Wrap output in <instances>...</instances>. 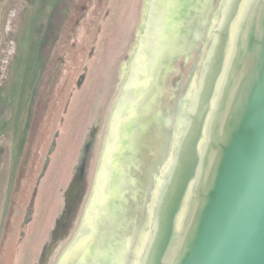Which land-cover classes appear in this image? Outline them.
Returning a JSON list of instances; mask_svg holds the SVG:
<instances>
[{"label":"water","instance_id":"obj_1","mask_svg":"<svg viewBox=\"0 0 264 264\" xmlns=\"http://www.w3.org/2000/svg\"><path fill=\"white\" fill-rule=\"evenodd\" d=\"M213 1H43L0 264H133L146 234V264H264V0H220L204 36Z\"/></svg>","mask_w":264,"mask_h":264},{"label":"rangeland","instance_id":"obj_2","mask_svg":"<svg viewBox=\"0 0 264 264\" xmlns=\"http://www.w3.org/2000/svg\"><path fill=\"white\" fill-rule=\"evenodd\" d=\"M44 0H0V236Z\"/></svg>","mask_w":264,"mask_h":264},{"label":"trees","instance_id":"obj_3","mask_svg":"<svg viewBox=\"0 0 264 264\" xmlns=\"http://www.w3.org/2000/svg\"><path fill=\"white\" fill-rule=\"evenodd\" d=\"M219 3H220V0H214L213 1V11H212L211 16L208 17L209 20L207 22V25L205 26V34H204V36H206V34H207V30H208V27H209V22L214 18L215 14H216V11H217V8L219 6ZM203 47H204V43L201 41V46L199 47V49L195 50V51H197V54H196V57H195V60H194V64L191 67L187 82L184 83L183 90H182L181 94L178 96V98L176 100L172 101V104H170L169 106L166 107L167 109L166 108H160L161 111L165 112V109H166L168 111V113H169V111L176 112L179 109V107L181 106L182 98L186 95L187 89H188V87H189V85H190V83L192 81V78L194 76L197 64H198V62L200 60V55H201V52L203 50ZM127 65L124 67L122 81L124 80V77H125ZM165 75L166 74H165V69H164L162 71V73H161V78H163ZM161 99H163L162 96H161ZM158 132L161 134L163 132V129L159 128ZM167 155L168 154L166 153V150L163 151L159 146L153 145L151 147V151L150 152H148V153L144 152V157L146 158V164L141 163L138 169H134L133 170V172L135 173V176L138 179L139 178L142 179V177L146 173V165H148L149 168H151V172L147 176V181H149L151 183L150 187H149V192L146 195V199L143 200L142 203H146L147 204L148 201L150 200V194H151V191H152V189L154 187V184H155V175L157 174L159 166L166 159ZM129 193L130 192H128V194ZM145 218H146V210L142 209V210H140V214H139V223H140V225L138 226V229H141L143 227L144 222H145Z\"/></svg>","mask_w":264,"mask_h":264},{"label":"flooded vegetation","instance_id":"obj_4","mask_svg":"<svg viewBox=\"0 0 264 264\" xmlns=\"http://www.w3.org/2000/svg\"><path fill=\"white\" fill-rule=\"evenodd\" d=\"M175 60H173V62H174ZM171 67H172V65H171ZM168 69L169 68H165V74H167L168 73ZM163 70H164V68H163ZM162 70V71H163ZM162 73V72H161ZM161 73H160V75H159V78H158V80H159V83H160V94L159 95H161L162 96V98H163V90H164V83H165V80H166V75L163 77V78H161ZM125 78V77H124ZM124 81V80H123ZM121 88V87H120ZM159 95H158V97H159ZM160 99V103H161V107L159 106V102L158 101H156V104H155V106H156V108H158V109H160V108H163V106H164V102H165V99L163 98V99H161V97H159ZM112 112V111H111ZM163 114H172V113H166V112H164V111H161ZM173 114H175V112H173ZM111 115V114H110ZM110 118V117H109ZM108 123H109V121H108ZM108 128V127H107ZM159 128H161V127H159ZM107 132V131H106ZM106 137V136H105ZM155 199V197L153 198V200ZM155 201V200H154ZM154 201H151V195H150V200L148 201V203L146 204V203H142L143 204V206L141 207V210L142 209H145L146 210V212L148 211V206L153 202L154 203ZM78 203H79V198H78V201L77 202H75V204H74V207H73V209H72V212H71V214H70V216H69V218H68V222H67V224H66V228L65 229H70L71 228V224H72V222H71V219L73 218V216L75 215V213L77 212L76 210H77V205H78ZM86 205H87V203H86ZM86 205H85V208H86ZM76 207V208H75ZM84 213H85V210H84ZM84 213H83V215H84ZM83 217V216H82ZM82 217H81V219H80V221H79V225H80V223H81V220H82ZM78 228H79V226L77 227V229H76V232H77V230H78ZM66 230V231H67ZM133 231H134V229H133ZM76 232H75V234H76ZM75 234L73 235V237H72V239H71V241L73 240V238H74V236H75ZM145 235V234H144ZM147 235V234H146ZM146 235L144 236V240H141V242L139 243V246H138V253L136 254V256H135V259H134V262H133V264H146V262H147V257H148V254H147V252H148V248H147V243H145V239H146ZM71 241H70V243H71ZM69 243V244H70ZM68 244V245H69ZM63 253V252H62ZM62 255V254H61ZM58 263V262H57Z\"/></svg>","mask_w":264,"mask_h":264}]
</instances>
